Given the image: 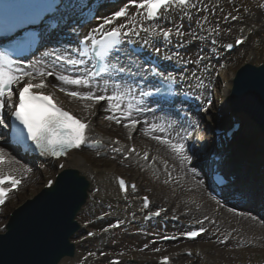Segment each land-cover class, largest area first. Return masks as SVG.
Segmentation results:
<instances>
[{"label":"snow or ice","instance_id":"1","mask_svg":"<svg viewBox=\"0 0 264 264\" xmlns=\"http://www.w3.org/2000/svg\"><path fill=\"white\" fill-rule=\"evenodd\" d=\"M172 3L185 5L187 4V0H142L138 4V7L147 10L146 19H156L159 16L160 9L162 7L168 8ZM189 6L194 7V5ZM38 8L39 6L35 4L12 3L0 9V32L14 37L11 51H0V128H9V124L5 122V112L7 111L18 125L10 133L13 142L18 143L30 140L36 149L40 151L41 155L60 158L66 156L69 149H79L82 144L86 143L87 136L85 130L88 125L69 111L58 107L52 95L45 94L43 91L46 87L44 78L55 76L57 81L65 85L91 87L92 81L100 76L111 77L117 73H126L129 70L120 65L118 57L113 59V53L121 50V46L125 43L127 37L139 35V32L129 29L122 33L121 29L125 27L124 25H120L119 28H114L111 31H105V25L111 24L113 19L125 16L126 9H121L114 13L113 17L105 19L99 28L92 30L93 33H103L101 38L90 34L81 41V44L87 45L90 40L91 47L85 46L82 49H75L76 58H70L69 54L58 55L52 49L42 53L44 57L52 56L54 62L62 61L78 70H83L87 73V76L57 74L51 69L44 68L33 70L34 63H40V60L30 62L26 69L24 61L13 59L12 53L20 52L22 54L23 51L32 50L40 43L39 34L29 29L30 25H36L43 19V13L39 12ZM56 26L55 23L52 24V28ZM142 30L152 32L153 35L157 32L155 28H144ZM159 34L166 40H170L173 35L171 29H161L159 30ZM184 35L186 34L177 30L176 36L183 37ZM195 39H199V37L193 33L192 40ZM145 42L147 43V41ZM190 42L186 41L185 43ZM238 43L240 42L238 41ZM227 47L231 49L233 45L229 44ZM155 51L159 53L160 49L156 48ZM177 57H179V53H177ZM93 59L95 63L92 65V69L89 70L85 65L88 60ZM164 59H172V57L165 56ZM203 59V57H200L195 63H202ZM207 68L208 65L205 64V69ZM152 74L155 77H159L160 81L166 84V89L163 86L151 90H143L141 88L138 91V100L133 95L132 86H128L123 91H116L111 96L96 95L95 91H69L66 88H61L60 91L66 92L72 98L92 100L96 103L108 101V108L105 111L113 108L120 110L121 104L127 101V110L122 111L121 115L125 118H130L134 102L137 105H143L146 102L145 97H152L154 95L171 97L177 95L173 90L176 78L171 73L166 75L159 69L153 68ZM37 77L40 79L37 80ZM107 83L108 81L106 80L105 84ZM14 88L18 89V91L14 92ZM97 88H99L98 83ZM113 88L121 89L122 84L119 81L113 82ZM102 91H107V89H102ZM185 96L187 98V94ZM144 110L143 107L139 108V111ZM107 118L111 120L113 116L110 115ZM137 123L138 121L132 120L133 127ZM125 127H128V125L126 124ZM153 128H155V125H153ZM2 140H4V136L0 135V141ZM171 147L181 157L182 161L191 162V156L185 154L184 143H174ZM2 151L3 149L0 148V152ZM116 151L119 150L116 149ZM3 161L4 157L0 155V164ZM59 166L61 168L65 167L63 164ZM192 171L195 173L196 169L193 168ZM120 183L123 185L124 181L121 180ZM19 184V179L0 173V205L5 203L8 193ZM49 186H51V182H49ZM132 187L135 188L134 185ZM144 206H148V197H144ZM155 215H160V212H156ZM204 231L205 229L201 227L198 231L187 232L186 235L189 238H196Z\"/></svg>","mask_w":264,"mask_h":264},{"label":"rangeland","instance_id":"2","mask_svg":"<svg viewBox=\"0 0 264 264\" xmlns=\"http://www.w3.org/2000/svg\"><path fill=\"white\" fill-rule=\"evenodd\" d=\"M139 1V0H138ZM213 5V2H209L204 5V8L201 10L204 15V9L205 8H211ZM227 14L232 15H240L245 23H255L259 24L263 27L262 31L260 32V35L264 37V0H225L223 2V8L216 11L214 20L215 27L220 28L221 30H224V33H231L230 30H226L227 25ZM200 20H198L199 22ZM197 21L192 23H187L188 30L182 31V33H188L193 34L195 33L198 36L197 33ZM232 28V27H231ZM258 38L246 49H244L240 54H237L234 58H232V61L230 62V69L226 71H222L221 78L225 80V88L223 91V97L222 100H226L227 98V92L231 88V79L234 77L235 73L237 72L239 66L244 63V56L247 50H253V48H256V51L253 55V57L249 60L250 63H253L254 65H261L264 63V42L263 44L258 47ZM67 95V94H66ZM66 95L63 94V97ZM64 97V98H65ZM72 100L71 97H68L67 103L71 105H75V107H79V105L73 104L75 101ZM100 117V116H99ZM246 120V119H245ZM248 123V120H246ZM98 128L103 132L110 133V134H116L120 136H124L125 125L117 124L115 126H111L110 123L105 121V117L98 120L97 124ZM248 127H251V133L248 141L243 146V156L246 157L247 161L249 162V165L253 168H262L264 167V139L262 138V134L259 131H254L251 123L247 124ZM123 127V128H122ZM126 128V127H125ZM141 145H146L144 143H141ZM258 147V148H257ZM256 171V170H255ZM191 173V172H190ZM153 177L151 175L148 176V178ZM256 180V176H254ZM151 179V178H150ZM260 181V180H259ZM262 181L264 182V175ZM151 186H155L156 193L155 198L158 203L165 204L167 199L173 200L174 207H178L180 205H185L184 203H187L185 198L189 195L181 194L179 199L176 197L175 192L176 189L172 185H169V187L161 188L162 184H164L166 181L164 179H157L158 183H161V185H158L153 180H151ZM258 183V181H257ZM31 187L29 191H26L27 193H33L37 191V188L35 185L30 184ZM204 198L207 203L212 206V210H217V206L215 204H212L211 201L208 200L207 195H204ZM22 199V196L19 197V201L15 203L18 204ZM189 201V200H187ZM214 207V209H213ZM209 212V210H207ZM222 215V214H221ZM223 217V215L221 216ZM224 223L226 224L223 228V230H215L209 237L204 238L201 243L203 244V253L206 257H208L211 261L210 264H257L258 258L255 256V251H259L264 256V244H258V249L254 250H246L243 247H240L242 245V238H254L257 239L256 235L262 234L264 232V227L258 223L259 228L262 232H248L245 231V229L241 228V220L234 221L232 223L227 222L225 219H223ZM241 221V222H239ZM259 222V221H258ZM1 223V222H0ZM239 227V229H238ZM239 230V231H238ZM228 233H233L235 236L233 237V241L226 246L225 248H219L214 244H211V240L213 239V236L216 235L218 237L227 236ZM156 233H153V237L149 239V241H142L140 245H130L126 248H122L121 244L116 245L115 248L112 246L113 253H116L118 255L127 256L130 252H135V254L128 258L131 259L130 263L126 264H156V258L159 257L163 252H167L171 254L172 256L176 257L179 255V252L182 250L181 246H165L161 243L159 237L155 236ZM256 234V235H255ZM126 237H133L134 240L137 241V237H135L133 234H126ZM262 236V235H261ZM121 242V241H120ZM264 259V257H263ZM79 260H69L66 262V264H75ZM107 264L106 262H104ZM177 264H184V260H177Z\"/></svg>","mask_w":264,"mask_h":264},{"label":"bare ground","instance_id":"3","mask_svg":"<svg viewBox=\"0 0 264 264\" xmlns=\"http://www.w3.org/2000/svg\"><path fill=\"white\" fill-rule=\"evenodd\" d=\"M109 12L111 13V11L108 12H104L102 14L103 17H105L104 15H108ZM94 24H90L87 25L84 28H76L73 32L72 35L73 36H77L76 34H78L79 31L81 32H87L89 30L92 29V26ZM85 32V33H86ZM72 38V37H70ZM188 39L191 41V43L194 46H201V43L198 42H193L192 41V35L189 34L188 35ZM196 46V47H197ZM202 48V46H201ZM49 61V60H48ZM53 85L55 86V88H59L57 83L54 82ZM65 87H67L68 89H70V87L68 85H64ZM63 86V88H64ZM96 86L94 84H92V87H83L80 91L82 92H86V91H94L96 90ZM110 112V111H109ZM144 113V114H143ZM110 115L114 117L115 120H120L118 117V113H111ZM122 120L124 122L127 123H132V120H136L138 121V123L134 126L135 128V132H136V138L138 139L139 137L142 136H146L148 137V140L150 142H153V140L151 139L153 135H158V134H163L166 135L165 136V142L162 145H155V153L158 155H162L165 156L167 158V160L164 159H159L165 162H160L159 163V167L161 168V170H164L165 167H163L167 162H170V167L176 172V176L178 177V179H180L178 181L177 188L179 190V194H184V195H188L191 197H195V199L191 200L190 203L192 201H197L198 204H204V192L201 191V188L196 186V182L194 181V178L191 177L189 175V171L187 166L185 165V162L182 161L181 157L179 155H177V153L172 149L171 145L173 144V138H172V133H170L166 127H168V121L165 119V117L163 116L162 112L157 111V110H148L146 112H142L140 114H134L131 113V117L130 118H125L124 116L122 117ZM153 125H155V128H153ZM145 134V135H144ZM158 147H161L160 149ZM159 157V156H158ZM163 167V168H162ZM166 169H168V167H166ZM225 218L228 220V222H231V218L233 217V219H237V217H239L243 222H241V227L245 229V231H260L257 228L256 225V220L248 215H241V214H232V213H227L224 214ZM262 239V237L260 238ZM264 239V238H263ZM66 260V259H65ZM63 260L61 262V264H66L67 261Z\"/></svg>","mask_w":264,"mask_h":264},{"label":"water","instance_id":"4","mask_svg":"<svg viewBox=\"0 0 264 264\" xmlns=\"http://www.w3.org/2000/svg\"><path fill=\"white\" fill-rule=\"evenodd\" d=\"M231 105L235 112L245 113L264 132V66H247L239 71L231 94ZM27 260V261H26ZM19 264H40L28 259ZM58 260L42 261L41 264H57Z\"/></svg>","mask_w":264,"mask_h":264}]
</instances>
